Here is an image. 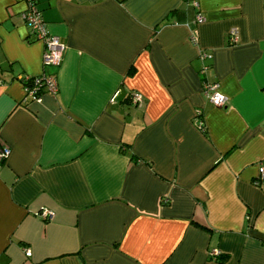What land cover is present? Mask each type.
<instances>
[{
  "label": "crops",
  "instance_id": "0c3cea01",
  "mask_svg": "<svg viewBox=\"0 0 264 264\" xmlns=\"http://www.w3.org/2000/svg\"><path fill=\"white\" fill-rule=\"evenodd\" d=\"M32 1L64 49L0 0V264H264V0Z\"/></svg>",
  "mask_w": 264,
  "mask_h": 264
},
{
  "label": "built area",
  "instance_id": "2783aa9c",
  "mask_svg": "<svg viewBox=\"0 0 264 264\" xmlns=\"http://www.w3.org/2000/svg\"><path fill=\"white\" fill-rule=\"evenodd\" d=\"M22 18L28 27L29 33H31L36 39L40 40L44 46L43 55H42V64L45 66L56 67L59 65L61 60L62 51L64 45L59 42L57 37L50 35L46 29L40 12L35 7L32 0H27V5L25 10L22 13ZM197 23H200L204 20V17L197 14L195 18ZM229 41L234 43L236 41V35L234 29H230ZM202 58H209V54L201 53ZM207 66L202 65L199 69L201 75H203L201 80V91L207 100L217 107L224 105L225 96L219 90V85L217 82L208 81L204 76V72ZM21 82L24 84L25 94L31 99L38 100L42 91L54 92L56 90V81L51 74H40L37 76H23L20 78ZM134 103H139L140 95H134L132 97ZM198 112L196 116H198ZM197 125L201 127L202 122L200 120L196 121ZM9 154V148L6 145H0V163L4 161ZM257 172L259 177H264V163L258 164ZM254 184H257V181H254ZM52 212L48 209H41L38 211L39 217L43 219H50L52 217ZM215 253L216 251H211L210 253ZM26 256L29 255V251L25 250L24 253Z\"/></svg>",
  "mask_w": 264,
  "mask_h": 264
},
{
  "label": "trees",
  "instance_id": "16d2710c",
  "mask_svg": "<svg viewBox=\"0 0 264 264\" xmlns=\"http://www.w3.org/2000/svg\"><path fill=\"white\" fill-rule=\"evenodd\" d=\"M2 162H3V161H2ZM2 162H1V163H2ZM219 260H220V258H219Z\"/></svg>",
  "mask_w": 264,
  "mask_h": 264
}]
</instances>
